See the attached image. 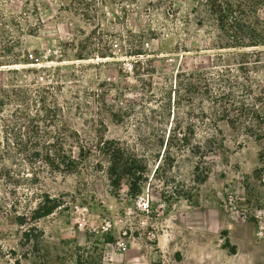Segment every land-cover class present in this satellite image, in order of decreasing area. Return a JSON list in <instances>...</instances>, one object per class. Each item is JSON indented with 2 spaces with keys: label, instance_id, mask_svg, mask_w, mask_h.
Returning a JSON list of instances; mask_svg holds the SVG:
<instances>
[{
  "label": "rangeland",
  "instance_id": "rangeland-1",
  "mask_svg": "<svg viewBox=\"0 0 264 264\" xmlns=\"http://www.w3.org/2000/svg\"><path fill=\"white\" fill-rule=\"evenodd\" d=\"M194 2L92 0L87 19L70 0H0V68L17 70L20 85L54 86L88 151L73 173L45 169L15 189L0 179V264H264V142L220 123L205 160L173 148L172 164L161 161L176 73L214 57L205 28L183 25ZM255 78L263 85L264 70ZM100 136L143 158L140 194L127 177L111 186ZM46 196L58 208L34 219Z\"/></svg>",
  "mask_w": 264,
  "mask_h": 264
},
{
  "label": "trees",
  "instance_id": "trees-1",
  "mask_svg": "<svg viewBox=\"0 0 264 264\" xmlns=\"http://www.w3.org/2000/svg\"><path fill=\"white\" fill-rule=\"evenodd\" d=\"M70 5L90 19L92 0H70ZM263 9L264 0H195L190 15L182 19L185 26L194 21L195 26L205 28L214 57L211 68L181 70L174 77V126L159 140L161 146L165 143L162 163L172 164L173 148L186 149L205 160L221 145L220 123L236 134L264 142V84L258 86L255 78L264 70ZM167 13L170 18L175 15L173 10ZM0 73L6 76V83L0 84V179L15 189L30 180L37 182L39 171L45 169L51 173L76 171L88 151L66 122L64 108L53 95L55 87L20 85L13 77L17 70L8 67L0 68ZM179 112L188 119L186 123L178 121ZM198 127L206 131L204 142L195 140ZM74 148L78 157L73 156ZM95 148L106 159L111 186L118 189L121 179L127 177L130 194H140L146 169L143 158L104 136L98 138ZM160 163L154 174L161 169ZM193 171L195 182L205 181V168L197 163ZM58 206L46 196L33 210V217H45Z\"/></svg>",
  "mask_w": 264,
  "mask_h": 264
}]
</instances>
